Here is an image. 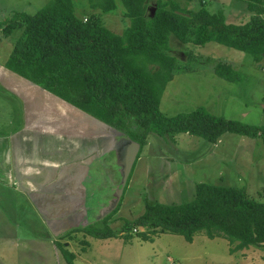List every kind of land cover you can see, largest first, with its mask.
<instances>
[{
    "label": "trees",
    "instance_id": "obj_1",
    "mask_svg": "<svg viewBox=\"0 0 264 264\" xmlns=\"http://www.w3.org/2000/svg\"><path fill=\"white\" fill-rule=\"evenodd\" d=\"M86 1L102 13L115 11L120 3L129 26L116 34L96 16L78 18L75 0H52L34 15L15 14L3 27L6 34L22 28L6 70L124 132L141 144V150L150 135L188 134L216 144L233 133L252 139L261 135L264 142V127L215 116L203 107L174 117L160 109L175 75L171 37L197 46L216 42L259 60L264 56V0H243L255 15L241 25L228 24L222 12L211 13L205 7L196 12L181 8V1L192 0H156L152 14H148L150 0ZM215 73L228 81L239 80L228 63L216 64ZM121 204L122 199L103 223L119 212ZM125 226L144 227L147 232L138 233L144 241H153L150 234H171L191 244L202 233L235 245L231 253L251 247L264 250V203L235 187L202 183L194 200L186 204L147 201L144 213L125 221ZM81 231L96 239L116 237L109 226L100 229L93 224ZM60 247L67 262L74 264V255Z\"/></svg>",
    "mask_w": 264,
    "mask_h": 264
},
{
    "label": "rangeland",
    "instance_id": "obj_2",
    "mask_svg": "<svg viewBox=\"0 0 264 264\" xmlns=\"http://www.w3.org/2000/svg\"><path fill=\"white\" fill-rule=\"evenodd\" d=\"M51 1L0 0V79H8L2 76L4 71H9L5 64L22 33L19 27L6 34L3 27L15 14L34 15ZM148 6V14L154 13L156 0H150ZM202 7L211 13L222 12L228 24H245L255 15L243 0L181 1L183 10L196 12ZM75 14L84 20L96 16L116 34H122L130 24L120 3L115 11L102 13L91 9L86 0H75ZM170 47L169 55L176 59V66L175 75L161 99L160 109L166 116L188 114L203 107L215 116L264 127V56L256 60L251 53L216 42L197 46L182 43L174 36ZM220 62L232 65L239 80L232 82L216 75L215 66ZM12 93L13 89L0 83V134L21 130L27 125L21 98ZM69 111L64 110V115L74 117ZM261 137L252 139L226 133L218 143L212 144L188 134L150 135L134 165L119 212L107 223L102 220L94 223L100 229L109 226L116 237L101 241L80 236L85 242H79L81 244L70 250L78 256L73 263L264 264V250L251 247L231 253L235 245L223 238L211 240L200 233L190 244L178 235L150 234L153 241H144L138 235L147 232L144 227L125 226V221H133L144 213L147 201L165 205L191 202L197 185L202 183L239 188L249 198L264 203V142ZM106 164L104 160V176L97 177L96 185L100 186L95 196L96 207L111 191L104 205L114 199L121 180L119 176L117 182L114 178L119 169L116 163ZM113 182H116L114 189ZM3 187L0 185V264H69L60 243L56 242L59 238L53 237L39 214L25 208L27 200L24 197ZM43 214L48 218L47 213ZM88 217V220L94 218L90 212Z\"/></svg>",
    "mask_w": 264,
    "mask_h": 264
},
{
    "label": "crops",
    "instance_id": "obj_3",
    "mask_svg": "<svg viewBox=\"0 0 264 264\" xmlns=\"http://www.w3.org/2000/svg\"><path fill=\"white\" fill-rule=\"evenodd\" d=\"M4 74L8 79H0V83L21 98L27 125L0 134V185L24 197L25 208L39 214L53 237L59 238L56 242L72 253L76 261L78 256L70 250L85 242L80 236L93 238L81 230L97 222L96 218L107 207L105 198L109 200L112 192L104 195V201L96 207L95 196L100 186L96 182L97 177L104 176V160L107 166L116 163L110 148L112 135L98 119L58 96L9 71ZM64 110L75 116L64 115ZM107 141L110 146L105 145ZM118 176L119 169L114 176L116 182ZM89 212L92 220H88Z\"/></svg>",
    "mask_w": 264,
    "mask_h": 264
},
{
    "label": "water",
    "instance_id": "obj_4",
    "mask_svg": "<svg viewBox=\"0 0 264 264\" xmlns=\"http://www.w3.org/2000/svg\"><path fill=\"white\" fill-rule=\"evenodd\" d=\"M104 127L108 128V132L112 136L120 138L116 143H114L111 150L114 152L121 180L116 188V192L114 193V199L103 209L96 221L105 219L119 206L134 165L141 153V144L139 142L132 140L130 137L126 136L124 132H121L113 127L105 124Z\"/></svg>",
    "mask_w": 264,
    "mask_h": 264
},
{
    "label": "flooded vegetation",
    "instance_id": "obj_5",
    "mask_svg": "<svg viewBox=\"0 0 264 264\" xmlns=\"http://www.w3.org/2000/svg\"><path fill=\"white\" fill-rule=\"evenodd\" d=\"M112 138V141H111V146L110 144H108V141L107 142H104L106 146H110V148H112V146L114 145V143H116L120 138H116V137H111Z\"/></svg>",
    "mask_w": 264,
    "mask_h": 264
}]
</instances>
